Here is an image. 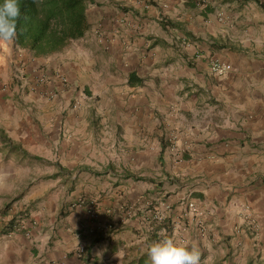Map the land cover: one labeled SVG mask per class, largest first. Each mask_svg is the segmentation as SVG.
Listing matches in <instances>:
<instances>
[{
	"label": "crops",
	"instance_id": "crops-1",
	"mask_svg": "<svg viewBox=\"0 0 264 264\" xmlns=\"http://www.w3.org/2000/svg\"><path fill=\"white\" fill-rule=\"evenodd\" d=\"M87 14L69 50L0 42V228L19 223L0 236V264H150L155 211L201 254L218 242L264 259V0H102ZM213 59L232 71L215 77ZM57 75L89 94L77 108L93 106L67 110L64 125L73 88ZM93 234L105 240L86 263Z\"/></svg>",
	"mask_w": 264,
	"mask_h": 264
},
{
	"label": "trees",
	"instance_id": "trees-1",
	"mask_svg": "<svg viewBox=\"0 0 264 264\" xmlns=\"http://www.w3.org/2000/svg\"><path fill=\"white\" fill-rule=\"evenodd\" d=\"M3 0H0V5ZM94 0H19L21 15L17 23V36L13 42L30 51L36 57H47L61 52L72 42L83 39L90 30L88 9ZM130 84H142V80L131 77ZM11 205L5 207L7 211ZM152 241L162 237H172L173 226L164 219L161 222L151 221ZM19 227L17 219L11 220L0 228V236L15 232ZM105 238L99 234L91 236L90 244L85 251L84 260L88 263L92 250ZM83 258V257H82ZM230 264L232 262L228 257ZM227 261V260H226ZM246 264H264L259 255L250 258Z\"/></svg>",
	"mask_w": 264,
	"mask_h": 264
},
{
	"label": "clouds",
	"instance_id": "clouds-1",
	"mask_svg": "<svg viewBox=\"0 0 264 264\" xmlns=\"http://www.w3.org/2000/svg\"><path fill=\"white\" fill-rule=\"evenodd\" d=\"M21 15L19 0H3L0 5V42L11 43L17 36ZM150 264H201V252L172 237H162L148 245Z\"/></svg>",
	"mask_w": 264,
	"mask_h": 264
},
{
	"label": "rangeland",
	"instance_id": "rangeland-1",
	"mask_svg": "<svg viewBox=\"0 0 264 264\" xmlns=\"http://www.w3.org/2000/svg\"><path fill=\"white\" fill-rule=\"evenodd\" d=\"M95 1V4H99L102 0H94ZM93 6V5H92ZM91 8V6H90ZM89 8V9H90ZM89 15H91V12L89 11ZM77 43H71L69 46H67V48L65 50H69L71 47H74ZM9 86H7L8 88ZM69 87V86H68ZM70 88V87H69ZM73 88V97L72 98L70 95H69V99H68V104L67 105H63L62 107V116H61V120L63 122V125L65 124V121H66V117L68 116V114L66 113L67 110H70V111H75L76 109H81L86 107L88 110H90L91 108H93L92 104L91 103H87V104H81L80 106H78L77 108V103L79 101L80 98L84 99L83 101H86L89 97V94L86 93L85 90L81 89L79 86L75 85L72 87ZM71 89V88H70ZM66 91H69V90H66ZM74 122H75V126L77 127L78 126V116H74L73 118ZM61 138L62 139H67V140H73L74 138L76 139L77 138V135H74L72 133H66L65 136H63V134L61 135ZM78 153V152H77ZM57 154V153H56ZM92 156L94 155V150L91 151L90 153ZM85 155V153H84ZM153 174H155L156 172L158 174L162 173V171L160 170V166L157 165V166H154L153 167ZM81 170L80 168H76L75 170L71 171L70 174L72 175H78L80 174ZM155 177H157V179L159 180V177L158 175H156ZM171 182V180H170ZM173 182V181H172ZM82 184L84 185H94L93 183L90 182V180H87L85 181V179H83V181H81ZM75 184L78 185V180L77 181H74L72 182V186H75ZM89 200H86L84 197L82 198H79L77 200V203H82V202H87ZM153 203V204H151ZM156 201H153L151 198L149 199V204H150V208H152L153 210L155 209L154 207H156ZM151 209V210H152ZM201 230V228H199ZM179 231V234H178V237H179V240L181 237V233H183V231L180 229L178 230ZM174 232V231H173ZM199 236L200 239H205V241L207 242H212L214 241V235H212V232L210 231H207V234L205 236H203V233L199 232ZM221 238H225L224 236H222L221 234L219 235ZM255 237V236H254ZM250 240H252L251 236H249ZM215 241H218V239H216ZM214 247L211 248L210 250H208V248H205L207 249L208 251L207 252H204L201 254V264H230V261L229 259H227L228 257H230L231 261L232 262H236L238 264H246V260H240V259H237V256L235 255H232V253H228L227 250H225L224 248H220V245H216V243L218 242H212ZM184 244H187V242L185 241ZM251 244L253 245V242H251ZM216 245V246H215ZM258 251H260V247L258 246ZM227 260V261H226Z\"/></svg>",
	"mask_w": 264,
	"mask_h": 264
},
{
	"label": "built area",
	"instance_id": "built-area-1",
	"mask_svg": "<svg viewBox=\"0 0 264 264\" xmlns=\"http://www.w3.org/2000/svg\"><path fill=\"white\" fill-rule=\"evenodd\" d=\"M211 73L218 78H223L227 76L231 71H232V66L230 64L224 63L219 59H213L211 61ZM58 76V75H57ZM25 76H23V73L17 72V76H15L16 81L23 82ZM59 79L62 81V83L65 86L73 87L69 80L65 76H58ZM50 81L49 77L46 74H41L37 77V84L40 85H45ZM24 84V82H23ZM79 105V102L77 103ZM188 211L195 217V218H203L204 217V212L199 208V206L194 202L190 201L187 205ZM248 223L249 226L251 227L252 234L257 237L259 233V225L256 219L251 216V214H248ZM164 219H166L165 215L160 213L159 211H155L152 216V220L161 222ZM180 242L184 243L185 240L183 238H180ZM86 251V246L82 245L80 246L78 250L79 255H83Z\"/></svg>",
	"mask_w": 264,
	"mask_h": 264
}]
</instances>
